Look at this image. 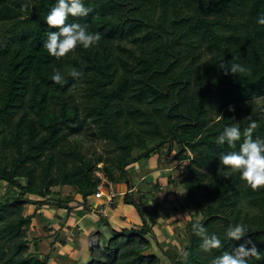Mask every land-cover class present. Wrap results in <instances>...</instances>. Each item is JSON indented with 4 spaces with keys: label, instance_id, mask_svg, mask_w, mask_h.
Instances as JSON below:
<instances>
[{
    "label": "trees",
    "instance_id": "1",
    "mask_svg": "<svg viewBox=\"0 0 264 264\" xmlns=\"http://www.w3.org/2000/svg\"><path fill=\"white\" fill-rule=\"evenodd\" d=\"M54 4L0 0V264H211L243 243L224 237L240 222L249 228L245 239L264 252V188L253 190L238 173L225 178L219 157L239 144L216 142L233 118L241 130L256 121L254 136L264 137V26L256 23L264 0H85L89 15L68 22L88 24L102 39L60 59L44 48ZM222 61L245 71L225 74ZM70 67L82 72L78 81ZM54 68L65 70L63 86L51 80ZM83 131L105 142L107 157L86 150ZM154 154L188 162L166 185L144 180L136 191L140 200L143 191L186 193L173 211L191 219L167 250L142 214V226L120 232L99 214L110 236L97 231L88 257L78 255L79 240L68 252L52 249V236L66 246L55 228L43 229L49 238H28L36 214L25 215L27 205H47L56 187L74 189L88 204L99 172L113 186L128 184L124 203L141 210L127 170ZM197 222L221 238V249H200L191 228Z\"/></svg>",
    "mask_w": 264,
    "mask_h": 264
},
{
    "label": "clouds",
    "instance_id": "2",
    "mask_svg": "<svg viewBox=\"0 0 264 264\" xmlns=\"http://www.w3.org/2000/svg\"><path fill=\"white\" fill-rule=\"evenodd\" d=\"M90 9L85 6V0H55L45 17L46 24L51 31L47 33V39L44 48L48 54L56 59L66 57L78 46L83 49L95 47L102 39L100 32L90 31V26L80 23L79 20L68 22L69 18H83L89 15ZM258 25L264 26V13H261L256 20ZM219 69L225 74H236L245 71L239 63L221 62ZM67 75L73 81H78L83 75L74 67L67 69ZM51 80L56 85L65 84V70L54 68ZM234 111V109H230ZM224 127L223 131L216 137L219 145H227L230 151L219 157L221 169L225 178L233 173H238L240 179L253 190L264 188V137L254 136V131L258 125L256 121L249 122L247 127L241 130L240 123L235 122ZM220 174V173H219ZM187 215V213L185 214ZM193 233L200 238V249L204 253H210L213 250L221 249L222 240L215 234H209L204 225L193 223L191 225ZM249 233L248 226L243 223H234L229 225L224 237L231 241H241L238 247L231 252L224 251L216 256L211 264H250L251 258L260 260L264 257V252L258 251L256 245L251 239H245Z\"/></svg>",
    "mask_w": 264,
    "mask_h": 264
},
{
    "label": "rangeland",
    "instance_id": "3",
    "mask_svg": "<svg viewBox=\"0 0 264 264\" xmlns=\"http://www.w3.org/2000/svg\"><path fill=\"white\" fill-rule=\"evenodd\" d=\"M81 140L84 143V146L86 150L90 152H96L97 154L104 155L107 157V154L105 153V142H102L95 137H92L90 132L83 131L81 134ZM163 153H166V149L163 150ZM176 153H173V156ZM112 154L111 156H113ZM188 162H180L175 159L170 160V156H160L159 154H154L149 160L141 161L137 164H133L127 172L130 176V178L133 180V185H135V191L134 193L141 188H145L148 184L147 181H154L158 179V181L162 185H166L169 177H173L174 179L178 178L183 170V165H187ZM145 165V166H144ZM103 164L98 166V169H102ZM143 167V168H142ZM144 180H147L143 184H141ZM152 184H150L151 188ZM114 192L117 195L116 197V206L124 205V196L126 193L131 192L130 187L128 184L121 183L118 186H114ZM54 195L50 198H48L47 205H27L25 208V215H33L36 214V218L33 221L32 226L28 229V238L30 240L37 239L40 237L43 238H49L46 236V234L43 232V229H50L57 227V222L59 221V225H63L61 228L57 230V232H60L65 238L66 246L61 247L60 245L55 243L54 244V238L53 236L48 239L47 241L52 244V246H55L52 249L57 248L58 250L61 249V251H67L71 248L75 247V244L78 242L82 245V250L80 252H77L78 255H84V257H88V246L90 245H97L98 243V234L96 230L88 229V234L86 237L81 234L79 238L77 237L78 231L75 228L74 224H70L71 222L65 221L67 218L75 217L74 216V210L78 211V216L83 218L85 215L87 216V213L85 212H92L96 215H99L101 211H105V208H102L103 205H106V198L102 199L101 201H97L94 197H91L89 199L90 202L88 204H84L83 199L80 195H78L74 189L70 187H56L53 188ZM119 194V195H118ZM184 191L179 190H172L168 188L163 194H157L154 195L151 192L143 191L142 197L143 201L139 199V196L137 195V192L132 195L133 198H135L136 202L141 204V210H137L134 205H127L129 207H132V212H137L139 215L142 214L141 212L145 214V217L147 218V222L149 225H151L152 229L158 235L160 242L163 243L164 249L167 250L171 245H174L176 242L174 239H176L177 236L182 237V234L185 235V228L187 225V222L190 221V216L185 215L182 210H179L178 212H174V206L178 205V201L182 196H185ZM176 198V199H175ZM178 198V201H177ZM28 199H33L35 201H40L39 198L34 197H28ZM145 199L147 200V203H145ZM155 199H157L159 202V211L158 214H156L153 210V207L156 203ZM175 199V201H174ZM66 207V208H65ZM104 209V210H103ZM109 209V208H108ZM69 210V211H68ZM86 210V211H85ZM91 210V211H90ZM112 210L109 209V213H112ZM71 212V213H70ZM103 217L107 219V221L110 223L112 228L117 229L118 232L122 231V227H127L131 229H136L139 224H136V222H132L130 220L127 221L128 218H124V220L120 221L119 217H115L112 215L106 216L103 212L101 213ZM119 215V214H118ZM157 223H152L151 216H157ZM100 216V215H99ZM99 216L97 217L100 221ZM57 217H62L63 220L58 219ZM91 218V217H89ZM65 219V220H64ZM130 221V222H129ZM68 222V223H67ZM84 222V221H83ZM135 223V224H134ZM142 226V222H140ZM56 225V226H55ZM124 225V226H123ZM162 226L163 229L169 233L172 237L171 239H165L163 237L162 231L159 228V226ZM70 227H72L70 229ZM77 227V226H76ZM122 229H121V228ZM100 228V227H99ZM56 229V228H55ZM102 232V234L105 237L110 236L108 234L109 229L108 227L101 226V228L98 230V232ZM85 232V231H84ZM173 241V242H171ZM175 241V242H174ZM186 242V241H185ZM183 246V245H182ZM33 247L31 245V250L33 251ZM51 248L47 249L50 250ZM68 252V251H67ZM153 250L149 251V253H152ZM76 254V253H75ZM50 264H55L53 260H50ZM164 264H170L166 260L164 261Z\"/></svg>",
    "mask_w": 264,
    "mask_h": 264
},
{
    "label": "crops",
    "instance_id": "4",
    "mask_svg": "<svg viewBox=\"0 0 264 264\" xmlns=\"http://www.w3.org/2000/svg\"><path fill=\"white\" fill-rule=\"evenodd\" d=\"M119 195V194H118ZM97 200V199H96ZM97 201H101V200H97ZM139 204V203H138ZM119 206H116V208L115 209H113V211H112V213H109V209L110 210H112V208H109V207H106L105 205H103V207L102 208H105V211H101V213L103 212L106 216H109V215H112V216H117V217H119V220L120 221H122V220H124V218L126 217V218H128L127 219V221L128 220H132L133 222H136V224H139V225H141V223L140 222H142V220H141V217H140V215L137 213V212H135V213H133L131 210H132V207H129V206H127V205H120V204H118ZM139 205H141V204H139ZM141 207V206H140ZM109 208V209H108ZM142 209V208H141ZM104 210V209H103ZM86 211V210H85ZM91 211V210H90ZM75 214H74V216L75 217H73V218H71V215H70V217L69 218H67L65 221H68V222H71L70 224H74V226H75V228H73V229H76L77 231H78V235L80 234H83L85 237H86V235L88 234V229H90V231H91V229H93V230H96V232L101 228V225H100V222H99V219L97 218L99 215H96L95 213H92V212H85V214L87 213V216L85 215V217H83V218H81V217H79L77 214H78V211L77 210H74L73 211ZM71 213V212H70ZM101 213H99L98 212V214H100L101 215ZM142 213V215L145 217V214L143 213V211L141 212ZM119 214V215H118ZM89 217H91V218H89ZM100 218V217H99ZM145 219L147 220V218L145 217ZM60 220H63V218L61 217L60 218ZM84 221V222H83ZM129 221V222H130ZM131 221V222H132ZM67 222V223H68ZM57 224H58V229L59 228H61L63 225H59V221L57 222ZM135 224V223H134ZM138 225V227L137 228H139L140 226ZM56 226V225H55ZM61 226V227H60ZM77 226V227H76ZM124 226V225H123ZM100 227V228H99ZM56 229H57V227H55ZM72 227H70V229H71ZM121 228V227H120ZM122 228H124V229H128V230H130L131 228H127V227H122ZM121 228V229H122ZM136 228V229H137ZM57 229V230H58ZM72 230V229H71ZM117 230V229H116ZM85 231V232H84ZM118 231V230H117ZM168 235L170 236L169 238H166V237H164L165 239H171V235L168 233ZM68 241V240H67ZM66 241V242H67ZM172 242V241H171ZM77 244V243H76ZM76 244H75V246H76ZM67 245V244H66ZM75 248V247H74ZM74 248H71V249H74ZM75 253H72V257H75Z\"/></svg>",
    "mask_w": 264,
    "mask_h": 264
},
{
    "label": "built area",
    "instance_id": "5",
    "mask_svg": "<svg viewBox=\"0 0 264 264\" xmlns=\"http://www.w3.org/2000/svg\"><path fill=\"white\" fill-rule=\"evenodd\" d=\"M98 177L100 178L101 182L97 187V190L94 194L95 199L97 200H102L105 199L107 200L106 202V207H110L113 204L116 203V194L114 192V186L113 184L105 177V175L101 172L97 173Z\"/></svg>",
    "mask_w": 264,
    "mask_h": 264
}]
</instances>
